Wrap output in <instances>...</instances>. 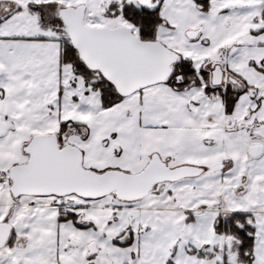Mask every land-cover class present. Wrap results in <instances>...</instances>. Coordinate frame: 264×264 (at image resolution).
<instances>
[{
    "label": "snow or ice",
    "instance_id": "6c2138e0",
    "mask_svg": "<svg viewBox=\"0 0 264 264\" xmlns=\"http://www.w3.org/2000/svg\"><path fill=\"white\" fill-rule=\"evenodd\" d=\"M0 264H264V0H0Z\"/></svg>",
    "mask_w": 264,
    "mask_h": 264
}]
</instances>
